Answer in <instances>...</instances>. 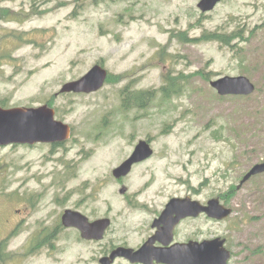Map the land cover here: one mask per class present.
<instances>
[{"label": "rangeland", "instance_id": "1", "mask_svg": "<svg viewBox=\"0 0 264 264\" xmlns=\"http://www.w3.org/2000/svg\"><path fill=\"white\" fill-rule=\"evenodd\" d=\"M200 1L0 0V105L48 104L72 129L60 143L0 145V264H100L110 244L154 235L156 212L187 194L219 197L233 213L193 217L178 240L221 237L228 264H264V173L238 187L264 160V0L207 12ZM96 64L111 76L103 87L61 91ZM171 75L182 89L165 98ZM226 75L255 91L220 95L210 82ZM138 91L152 92L146 104L125 107ZM140 140L153 155L117 179ZM74 207L114 218L107 238L63 230L59 215Z\"/></svg>", "mask_w": 264, "mask_h": 264}, {"label": "water", "instance_id": "2", "mask_svg": "<svg viewBox=\"0 0 264 264\" xmlns=\"http://www.w3.org/2000/svg\"><path fill=\"white\" fill-rule=\"evenodd\" d=\"M221 0H201L198 4L202 12L213 10ZM108 78V71L100 64L94 65L77 80L63 85L62 92L90 93L99 90ZM220 95H250L256 89L255 84L245 75L222 76L211 80ZM72 129L69 124L56 118L55 109L48 104L37 107L17 106L5 108L0 105V145L36 143H60L70 138ZM154 153L151 144L140 140L133 153L118 167L114 168L116 178L127 176L136 163L150 158ZM264 173V160L256 163L243 177L239 188L255 175ZM126 189L122 188L121 192ZM205 213L216 220H224L233 213V208L222 203L219 197L211 198L207 203L193 199L174 197L166 205L161 217L155 221L156 233L138 250L120 246L108 256L100 259L101 264H112L116 257L126 256L131 261L145 264H228L231 251L226 248V239L215 237L203 241L190 240L184 243H172L177 224L186 217H199ZM66 227H77L87 239L100 240L110 225V219L102 218L90 222L88 217L73 209L63 214ZM156 241L163 246H155Z\"/></svg>", "mask_w": 264, "mask_h": 264}, {"label": "flooded vegetation", "instance_id": "3", "mask_svg": "<svg viewBox=\"0 0 264 264\" xmlns=\"http://www.w3.org/2000/svg\"><path fill=\"white\" fill-rule=\"evenodd\" d=\"M137 164V163H136ZM123 178V177H122ZM122 178H117V179H122ZM121 192V191H120ZM122 194H125L126 193V190L124 191V192H121ZM187 196H189V194H187L186 196H182V195H178L177 197L178 198H184V197H187ZM176 197V196H175ZM172 198H174V196H172L171 197V199ZM170 199V200H171ZM169 200V201H170ZM204 203H206V202H204ZM168 203H166L165 204V206L163 207V208H161L160 210H158L157 212H156V216L153 218V222H152V228L153 229H155V233H156V231L158 230V226L157 225H155V221H157V219H159L160 217H161V215H162V213H163V211L165 210V208H166V205H167ZM69 209H73V210H76V211H80L81 213H83L84 215H86L87 217H88V219H89V221L90 222H93V221H95V220H98V219H102V218H108V219H110V225L108 226V228L106 229V231H105V233H104V237L102 238V239H100V240H96V239H87V238H85V237H83L82 236V231L79 229V228H77V227H74V226H72V227H66L64 224H63V214H64V212H65V210H64V212H62L60 215H59V218H60V221H59V226H61V228L63 229V230H72V231H74L75 232V234L77 235V236H79V238H80V240L82 241V242H101V241H103V240H105L106 238H107V234L109 233V231L111 230V226H113V224H114V222H115V219L114 218H110L109 216H93V215H91V214H87V213H85V212H83V211H81L80 209H79V207H74V208H69ZM200 216H207L205 213H202ZM199 216V217H200ZM193 217H186V218H184V219H182L178 224H177V226H176V228H175V230H174V239H173V241H172V243L171 244H173V243H184V242H188V241H190L189 239L187 240V241H185V240H182V241H180V240H178L177 239V233H178V230H179V228L181 227V225L184 223V222H186V221H189L190 219H192ZM207 218H209L210 220H215L216 221V219H213V218H210V217H208L207 216ZM151 236H153V232L151 233V234H149L148 235V237L147 238H145L140 244H138V245H131V244H129L128 242H127V239L126 240H121L120 241V243H118V244H114V243H112V244H110L108 247H107V249L102 253L103 255H102V257H104V256H108V255H110L111 253H112V251L113 250H115L116 248H118V247H120V246H123V247H130V248H134L135 250H138V249H140L141 247H142V245L145 243V242H147L148 241V239L151 237ZM154 245L155 246H163L164 244L162 243V242H160V241H156L155 243H154ZM109 248V249H108ZM100 259L101 258H99V263L101 264V262H100ZM124 260L125 262H127V263H129V264H145L144 262H141V261H136V262H133V261H131L128 257H126V256H118V257H116L115 258V260L113 261V263L112 264H114L115 262H116V260ZM155 264H166V263H158V262H155Z\"/></svg>", "mask_w": 264, "mask_h": 264}, {"label": "trees", "instance_id": "4", "mask_svg": "<svg viewBox=\"0 0 264 264\" xmlns=\"http://www.w3.org/2000/svg\"><path fill=\"white\" fill-rule=\"evenodd\" d=\"M239 34H233L232 39L237 38ZM228 35L221 33H211L209 36H204V39L207 40H220L224 43L230 44L231 42L228 40ZM203 38V37H202ZM109 78L111 76H108ZM108 80V79H107ZM181 83L179 82V78L177 76H168L166 84L162 87V93L165 98H170L172 94H178L181 91ZM128 91V90H127ZM126 89L124 92H127ZM132 94V95H131ZM131 94H127V98L125 99V107H129L130 105L143 106L146 104L147 98L149 99L152 92L150 91H138L132 92ZM132 96L134 99L128 100V97ZM4 105V104H3Z\"/></svg>", "mask_w": 264, "mask_h": 264}]
</instances>
